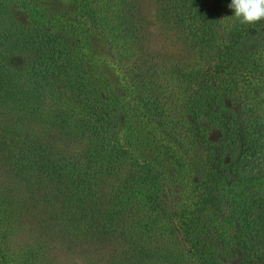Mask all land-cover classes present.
Here are the masks:
<instances>
[{"label": "trees", "instance_id": "trees-1", "mask_svg": "<svg viewBox=\"0 0 264 264\" xmlns=\"http://www.w3.org/2000/svg\"><path fill=\"white\" fill-rule=\"evenodd\" d=\"M79 1L82 7H91L92 15L96 14V9L92 7L95 0ZM120 1L129 3L131 8L136 6L132 0ZM196 1L192 0V5H197ZM222 1L227 3L228 0ZM198 2L200 3V0ZM204 8L199 5L197 12L202 13L201 18L205 22L201 26L209 34L198 28L200 26H197L196 32L201 40L207 36L208 42L217 47V58L204 71L197 72L190 82L192 85L186 99H178L182 103L180 105L172 102L175 105L167 111L169 113L164 114L165 109L156 99H135L134 94L129 93L125 102L117 95H109L111 91L108 85L93 80L91 76L80 82V78L74 80V90L80 92V97L76 100H80L90 114L86 125L96 134V141L91 143L94 149L86 152V155L90 153L87 161L82 157L79 159L71 150H61L58 142L44 136L41 133L43 131L18 127L19 119H13L12 110L8 105L12 108L19 107L16 99L21 98L25 99V102L21 103L22 109H30L39 100L36 101L33 96V101L28 103V98L17 96L15 92L10 91L15 86L8 82L7 67L2 58L3 53L12 51L13 44L24 47L31 44L47 45V48H55L57 51L55 43L58 42L62 48L57 52L65 56L68 65H73L74 58L84 63L89 56L85 53V44L79 40L77 29L62 20L45 18L28 0H0V133L3 137L8 134L18 135L17 141L12 139L2 142V150L9 156L10 163L0 167V264H52L51 246L47 244L46 238L52 231L62 233V238L68 237L66 233L69 228L72 229V242L68 248L79 241L94 239L96 233L93 227L100 229L99 220L103 218V204L99 203L102 200L100 191L92 187L96 176L110 173L113 166L119 162L126 161L127 165L133 168L147 167L148 172H155L154 180L162 177V185H171L174 177L162 161L141 158L152 151L158 156L163 153L171 162H178L182 166L190 164L196 173H202L208 168V173L203 175L200 184L206 188L204 199L197 202L196 207L189 205L180 213L172 212L171 215L174 219H179L174 223L172 231L182 232L185 242L190 244L191 254L203 263L208 261V251L205 246L200 245L195 230L201 223H217L222 232L227 231L223 246L220 245L222 258H233L234 264H264V120H257L249 115L253 109L251 110L247 101L246 91L243 87L240 88V82L244 78L249 77L254 69H260L258 61H264V21L250 25H242L236 21L231 24L222 14L215 13V9L209 13L204 11ZM174 11L184 15L185 9ZM214 16L217 23L212 22L215 21ZM84 20L86 22L88 19ZM96 21L94 18L93 24H96ZM234 24L240 25L236 26L234 33L228 32V28ZM128 25L126 22L124 32L136 35L138 28ZM98 27L101 28L102 34L111 36V43L124 41L123 45H120L121 48H128L127 33L119 38V30L107 22L99 24ZM32 32L36 33V38L31 37ZM6 41L9 49L4 50L2 48ZM146 56L151 55L148 52ZM153 60L155 58L152 57L145 62L150 63ZM31 76L38 86L44 84L50 87L53 90L52 95L54 94V85H50L48 71L39 66L32 67ZM142 86L146 91L152 86L154 89L153 82H144ZM257 86L261 87L259 84L255 85L256 88ZM100 89L103 91L100 92ZM64 96L65 92L57 97L58 113L47 119L50 127L60 122L59 129L62 123V128H68V119L74 111H64L67 100L71 99L69 97L62 101ZM104 96H108L110 102L105 101ZM2 105L6 106L7 111L4 107L1 108ZM141 108L145 111L141 112ZM112 111H117L118 115L111 116ZM153 112L157 117V124L162 126L166 133V139L154 148L146 142L147 138L142 133L144 124L146 129L154 125L151 120ZM138 113L139 121L136 118ZM119 116L124 119L123 129L119 126ZM95 117L97 122L103 123L95 125ZM181 120H190L192 125L185 128L181 125ZM157 124L153 126L155 132ZM210 130L217 132L214 141L208 138L207 132H211ZM184 132L185 136H181ZM204 147L206 159L203 161L199 152L200 149L204 150ZM193 148L195 151L190 155L189 152ZM60 153L65 155L66 159ZM60 160L64 163L61 164ZM11 167H14L12 172L9 171ZM58 169L65 171L64 180L70 181L71 185L77 183L78 187L85 186L84 191L93 199L96 212L81 211V217H75L76 209L73 205H67V208L62 207L61 215L55 214L53 225L46 224L49 220L46 216L52 214L50 218H53L54 215L51 211L54 199L45 194L43 201L38 202V198L33 197L37 195L34 188L42 187L45 172L57 177ZM36 171L41 175H37ZM18 176L21 179H18ZM28 184L36 186L27 197L21 186ZM64 189L71 187L65 185ZM97 202L99 204H96ZM105 219L111 223L117 220L111 213ZM65 225H69L68 230ZM29 232L35 235L30 237ZM16 250L19 255L25 253L27 257L24 261L15 263L12 260Z\"/></svg>", "mask_w": 264, "mask_h": 264}, {"label": "rangeland", "instance_id": "rangeland-1", "mask_svg": "<svg viewBox=\"0 0 264 264\" xmlns=\"http://www.w3.org/2000/svg\"><path fill=\"white\" fill-rule=\"evenodd\" d=\"M28 1L45 18L62 20L63 23L73 25L77 29L79 40L85 44V53L89 57L84 63L80 59L74 58L73 65H68L69 62L65 60V56L57 52L62 48L58 42L55 43L57 51L55 48H47V45L31 44L24 47L13 44L12 51L7 54L3 53L2 56L4 65L7 67L8 82L15 86L10 91L15 92L17 96L22 95L28 98V103L33 101V96L39 102L30 109H22L21 103L25 102V99L18 98L16 100L19 107L14 105L15 108H12L11 105L8 107L12 110L13 119H19L18 127L32 130L36 128L35 131H43L45 134L41 133L44 136L58 142L61 150L63 148L71 150L72 153L77 154L79 159L82 157L87 161L90 153L86 155V152L89 149H94L91 143L94 144L96 141V134L86 125V119L90 116L88 110L80 100H76L80 97V92L74 90L75 79L80 78V82L91 76L93 80L108 85L111 91L109 95H117L125 102L129 93H133L135 99L137 97L146 101L156 99L165 109L164 114H167L169 113L167 111H170L175 105L172 102H177L180 105L182 103L178 99H186L192 85L190 82L196 77L197 72L204 71L217 58V47L208 42L207 36L201 40L196 32L197 26H200L198 28H202L203 32L209 34L201 26L205 21L201 18L202 13L197 12L199 11L198 6L201 5L204 8L203 5H206L204 11L210 13L212 9H215V13L218 12L219 15L222 14L226 18L234 15V12L228 7L231 0H228L227 3L222 0H200L199 3L197 0V5H192V0H139L138 3L132 0L136 5L134 8H131L129 3L124 4L120 0H95L92 7L96 9L94 11L96 14L93 15L90 12L91 7H82L79 0ZM179 9H185L184 15L174 11ZM94 18L97 20L96 24H93ZM84 19L88 20L85 22ZM214 19L215 21L212 20V22L217 23L215 16ZM226 20L231 24L235 22L233 19ZM104 22L116 26L119 30L117 31L119 38H122L125 33L128 34L126 41L128 48H121L120 45H123L124 41L113 44L110 41L111 36L107 33L102 34L98 25ZM126 22L129 23L128 26L135 25L138 28L136 35L130 34L128 31L124 32ZM238 25L230 26L228 32L234 33ZM31 37L36 38V33L32 32ZM140 37L142 38L141 43ZM2 49H9L7 41L3 44ZM63 52L65 53V51ZM148 52L150 57L146 56ZM152 57L155 60L150 63L145 62ZM33 63L36 64L33 65ZM257 64L260 69H254L249 77L241 79L240 88L243 87L242 89L246 91L247 101L251 110L253 109L249 115L257 120H264V61H258ZM177 65L178 67H175ZM38 66L49 72L50 85H54L55 90L53 95V90L50 87H46L44 84L38 86L37 81L31 76L32 67L37 68ZM144 82H153L154 89L152 86L150 90L146 91L142 86ZM256 84L261 87L257 86L258 88H256ZM185 89L187 91H184ZM102 91L100 89V92ZM63 92L66 93V96L62 101L71 98L67 100V103L64 102L67 104L64 111H74V114L68 119V128H62V123L59 129L60 122L50 127L47 124V119L58 113L57 97L63 95ZM108 96H104L105 101H109ZM2 107L6 110V106L2 105ZM141 109V112L145 111L144 108ZM171 113L175 114L176 112ZM116 115L118 112L112 111L111 116ZM139 115L138 113L136 117L138 121L140 120ZM156 119L155 112H153L151 118L153 126L157 124ZM93 122L95 125L103 123L97 122L96 117ZM191 123L190 120H181V125L185 128L186 126L190 127ZM119 126H122V129L125 126L122 116H119ZM153 126L146 129L144 124L142 133L147 138L146 142L152 144L154 148L157 144L162 143L164 138L166 139V133L159 124H157V132L153 130ZM102 127L106 129L105 126ZM116 131L117 129H115ZM210 131L207 132L208 138L214 141L217 132ZM147 132L151 134L146 135ZM185 133H182L181 136H185ZM12 139L17 141L18 135L8 134L3 137L0 133V167L10 163L9 156L2 150V142ZM100 140L101 138H99ZM205 149L206 147L204 150L200 149L199 152L203 161L206 159ZM192 151L195 149L190 150V155L193 154ZM60 154L66 159L65 155ZM144 155L146 157L141 158L150 161H154L155 158L157 161L163 162V165L171 171L174 177L171 185H162V177L154 180L155 172H148L147 167H129L126 161L113 166L110 173L96 176L97 179L92 188L100 191L102 196V200L99 201L103 204V213H101L103 218L99 220L100 229L97 230L93 227L94 233H96L94 239L79 241L71 248H68L72 242V229L69 228V225H65L66 229L69 228V230L67 229L69 235L68 232L66 233L68 237L62 236L61 238L62 233L53 231L52 234L46 235L47 244L51 246L52 264L235 263L233 258L220 256V245L223 246L227 231L222 232L217 227V223H201L195 230V235L200 239V245L205 246L208 251V261L204 263L191 254L190 244L185 242L182 232L180 230L179 232L172 231L174 223L179 220L171 216L172 212L180 213L189 205L196 207V203L202 201L206 196V188L200 184L203 175L208 173V168L202 173H196L191 169L190 164L182 166L178 162H171V159L163 153L158 156L152 151L150 154ZM60 163H64L63 160H60ZM13 169L14 167H11L9 171L12 172ZM3 170L5 171V169ZM56 171L57 177L45 172L42 187L39 189L34 188L36 185L21 186L27 197L34 188L37 195L33 197H37L38 202L43 201L45 194L54 199L51 208L54 215L53 218H50L52 214L46 216L49 219L46 224L53 225L55 214L61 215L62 207L67 208V205L74 206L75 217H81V211L84 213L96 212L93 199L87 195V191H84L85 186L84 188L78 187L77 183L71 185L70 181L64 180V170ZM36 174L41 175L38 171ZM18 179L21 177L18 176ZM65 185H69L71 189L65 190ZM110 213L117 219L116 222L111 223L105 219ZM228 234L232 235L229 232ZM28 235L32 237L35 234L29 232ZM106 235L108 236L106 237ZM26 257L25 253L19 255L16 250L12 260L15 263H20Z\"/></svg>", "mask_w": 264, "mask_h": 264}, {"label": "clouds", "instance_id": "clouds-1", "mask_svg": "<svg viewBox=\"0 0 264 264\" xmlns=\"http://www.w3.org/2000/svg\"><path fill=\"white\" fill-rule=\"evenodd\" d=\"M228 7L234 12L230 18L242 25L264 21V0H231Z\"/></svg>", "mask_w": 264, "mask_h": 264}]
</instances>
